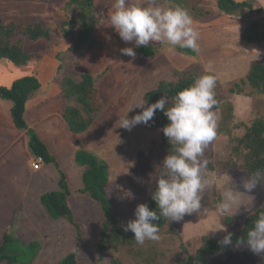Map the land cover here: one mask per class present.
<instances>
[{"label": "rangeland", "instance_id": "rangeland-1", "mask_svg": "<svg viewBox=\"0 0 264 264\" xmlns=\"http://www.w3.org/2000/svg\"><path fill=\"white\" fill-rule=\"evenodd\" d=\"M68 1L0 0L5 23L13 21L21 27L40 22L51 30L50 41L26 43L27 50L35 56L30 64L20 67L8 60L0 61V85H10L23 75L39 77L42 88L29 100L26 120L48 143L72 189L82 186L85 169L75 162L76 151L97 155L109 164L116 216L132 218L136 207L145 204L163 159L160 135L150 128V121L131 131L119 127L118 121L142 112L139 106L145 104L144 93L161 81L175 79L176 70L196 67L201 75L213 73L226 97L223 105L226 102L233 105V120L226 125L227 134L218 131L220 111H214L217 135L202 158L207 162L221 163L230 158L233 139L244 134L245 125L264 119V95L249 85L243 86L240 93L231 90L235 82L245 78L252 61L264 62V39L248 42L243 38L249 21L259 19L264 24V12L243 19L221 13L216 0H156L165 9L179 6L189 11L188 5H195L209 10L210 14L202 19L193 18L199 32V52L186 55L179 48L168 51L167 46L160 45L155 56L133 59L120 50L135 48L134 42L126 43L121 38L113 41L108 37L113 29L108 17L114 0L94 1L102 23L91 35L96 44L89 43L80 52H72L69 47L76 42L77 33L65 35L68 26L64 21L71 15L66 6ZM149 2L143 0L144 6ZM256 6L264 7V0H258ZM83 73H100L98 86L104 109L89 131L75 134L62 116L66 99L61 93V82L67 76L79 79ZM10 105L9 101L0 99V244L3 231H10L16 237L10 245V254L17 259L13 264H57L69 252H77L80 264H86L98 254L104 212L88 195L76 191L72 194L73 207L84 227V240L79 242L75 229L66 219L50 216L40 204V196L58 188L57 168L51 164H43L40 170L32 167L34 155L29 150V136L12 124ZM225 105L223 111H229ZM205 178L210 183L202 194L200 212L185 215L178 222H167L160 229L158 240H146L140 245L141 260L120 248L119 252L105 253L103 260L92 264H113V258L123 264H168L175 257L180 258L184 248L188 249L186 253L196 252L205 235L220 237L240 228L244 219L264 203V183H261L243 195L244 206L234 209L235 215H222L217 211L221 193L227 187L243 192V181L250 177L240 167L209 170L206 166ZM209 264H264V255L254 254L244 244L212 256Z\"/></svg>", "mask_w": 264, "mask_h": 264}, {"label": "trees", "instance_id": "trees-1", "mask_svg": "<svg viewBox=\"0 0 264 264\" xmlns=\"http://www.w3.org/2000/svg\"><path fill=\"white\" fill-rule=\"evenodd\" d=\"M45 1V0H40ZM95 0H69L66 6L69 8L71 15L69 20H65V35L70 36L77 33L76 42L70 45L69 49L74 52H80L89 43L95 45L91 35L95 30L102 27L101 20L95 9ZM221 13L239 16L243 19H252L255 15L262 14L264 7L256 6L258 0H216ZM189 15L192 18L202 19L209 10H202L195 5H188ZM248 23V22H247ZM264 24L259 20L249 21L246 30L243 33V38L248 42H256L264 39V30L261 27ZM110 40L115 41L120 39L114 29L108 33ZM50 41L51 30L46 28L40 22H30L19 27L15 22L5 23L0 11V61L8 60L15 66H25L32 62L34 54L26 48V43L29 41L38 40ZM159 44L149 43L148 47L134 48L136 56L142 58H150L155 56ZM179 52L186 55H195L191 49H179ZM175 79L161 81L155 88L149 89L143 95L146 106L155 103L161 96L167 94L170 98L174 97L179 91L191 86L195 79L202 76L196 67L176 70L174 72ZM213 75V73H210ZM99 74L83 73L79 79L65 77L61 82V93L66 99V104L62 111V116L69 130L75 134H82L89 131L94 125L97 118L103 111V103L100 98L98 77ZM217 85L215 88V98L217 105L213 111H220L221 133L224 131L227 134V123L233 120V105L226 102V108L229 111H223V101L226 98L224 92L220 90V81L216 78ZM249 85L254 91L264 95V62L260 60L252 61L245 78L235 82L232 89H236L239 93L243 91V86ZM42 88V83L36 74L23 75L15 79L10 85H0V99L9 101L11 122L16 129L23 132L26 131L29 136L28 146L34 158L42 157L43 164L54 165L57 168L59 179L58 188L44 192L40 196V204L46 209L50 216L55 219H66L75 229L78 242L84 240V227L78 220L77 213L72 204V194L80 192L88 195L92 200L97 201L100 208L104 212L105 218L102 221L100 228L99 240L97 243V256L92 258L86 264L97 263L103 260L105 253L116 251L119 252L123 248L128 254L138 261L141 260V246L136 244L134 234L131 231L125 232L122 225L132 218H122L115 215V200L112 194V178L109 164L99 159L97 155H86L81 151L75 152V162L78 166L85 167L82 175V186L74 190L67 182V174L61 167L58 158L51 151L48 143L38 134V132L30 127L25 118V113L28 109L29 100ZM169 121L164 116L163 112L157 110L154 118L150 121V128L157 131L160 135L161 150L163 159L170 153L171 145L164 136L161 129ZM219 132V134H221ZM238 158L236 159V157ZM162 166V162L160 167ZM159 167L157 176L154 181V188L149 195L145 204L150 209L155 210L157 205L152 200V193L155 191L157 178L162 171ZM240 167L250 177V173L255 169H264V119L259 118L251 124L245 125V132L241 136L233 139L231 145L230 158L221 163H212L209 160L207 168H230ZM42 168V167H41ZM40 170V169H39ZM158 211V210H157ZM260 212H264V203L254 209L243 221L240 228L232 230V244L223 246L219 243L223 236L214 237L205 235L202 245L193 254L186 253L187 248H184V254L170 261L168 264H209V259L216 254L225 251L237 245L238 238L246 237L247 231L253 226L254 220ZM227 221L231 219L225 218ZM169 221L163 218L159 220V229L164 227ZM2 243L0 244V263L7 261L10 264L16 263L17 259L10 254L11 243L16 240V237L10 231L2 232ZM244 245V244H242ZM264 255V253H262ZM147 261V259L145 260ZM113 264H123L119 259L113 258ZM147 263H149L147 261ZM57 264H80L77 252H69Z\"/></svg>", "mask_w": 264, "mask_h": 264}, {"label": "clouds", "instance_id": "clouds-1", "mask_svg": "<svg viewBox=\"0 0 264 264\" xmlns=\"http://www.w3.org/2000/svg\"><path fill=\"white\" fill-rule=\"evenodd\" d=\"M108 18L119 37L126 43L134 42L135 48L148 47L150 42H157L167 46L168 51L179 48L199 52L198 29L194 27L188 11L179 6L165 9L157 5L156 0H150L148 6H144L143 0H114ZM120 51L133 59L136 57L133 47ZM216 85L215 76L202 75L174 97L165 94L146 108L145 104L139 106L143 111L132 118L126 116L118 121L119 127L131 131L137 125H148L157 110L163 112L169 121L161 131L171 145V151L162 161V171L152 193L157 208L153 210L147 204H139L135 209L136 218L122 225L125 232L134 234L138 245L160 238L156 222L162 218L178 222L185 215L200 212L202 208V194L210 183L205 178L208 162L202 158L217 135L213 111L218 103L214 91ZM261 183H264V169L257 168L250 173L249 179L243 181V192L227 187L221 193L217 211L225 216L235 215L234 209L244 206L243 195ZM232 235L228 233L219 243L231 245ZM236 243L246 244L254 254L264 253V212L258 214L246 237L238 238Z\"/></svg>", "mask_w": 264, "mask_h": 264}, {"label": "built area", "instance_id": "built-area-1", "mask_svg": "<svg viewBox=\"0 0 264 264\" xmlns=\"http://www.w3.org/2000/svg\"><path fill=\"white\" fill-rule=\"evenodd\" d=\"M43 165V158L42 157H36L32 160V167L35 169V170H39L41 169Z\"/></svg>", "mask_w": 264, "mask_h": 264}, {"label": "crops", "instance_id": "crops-1", "mask_svg": "<svg viewBox=\"0 0 264 264\" xmlns=\"http://www.w3.org/2000/svg\"><path fill=\"white\" fill-rule=\"evenodd\" d=\"M41 81V80H40Z\"/></svg>", "mask_w": 264, "mask_h": 264}]
</instances>
